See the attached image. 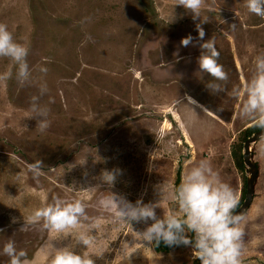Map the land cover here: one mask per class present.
<instances>
[{"label":"rangeland","instance_id":"374dc122","mask_svg":"<svg viewBox=\"0 0 264 264\" xmlns=\"http://www.w3.org/2000/svg\"><path fill=\"white\" fill-rule=\"evenodd\" d=\"M175 3L0 0V23L18 41L27 40L33 77L19 85L13 66L12 78L0 81V248L12 239L26 250L29 264H48L46 244L73 243L70 236L43 228L42 220L20 229L23 218L59 197L84 202L88 216L102 220L92 247L76 248L93 258L98 254L96 264L200 263L190 246L157 252L137 232L145 222H117L98 204L112 191L132 202L153 201L154 185L175 187L200 159L210 160L239 198L246 184L231 151L250 125L238 117L228 93L250 74L252 58L264 52V19L249 13L245 0H204L203 39L215 38L218 63L228 73L225 91L210 94L204 84L212 78L197 71L202 41L180 44L189 34L196 40L199 18L193 21ZM41 65L46 73L38 71ZM9 66V59L0 57V72ZM41 82L48 88L42 96ZM185 93L209 111L186 104ZM34 95L49 109L43 132L30 111ZM258 142L253 154L259 174L243 225L244 264H264V158H258ZM37 160L43 165L33 176L27 165ZM105 169L121 170L112 188L99 183ZM172 207L169 202L165 210ZM156 212L161 216L163 210ZM8 259L0 255V264Z\"/></svg>","mask_w":264,"mask_h":264},{"label":"clouds","instance_id":"9594fccd","mask_svg":"<svg viewBox=\"0 0 264 264\" xmlns=\"http://www.w3.org/2000/svg\"><path fill=\"white\" fill-rule=\"evenodd\" d=\"M186 12L191 13L196 23L197 38L189 34L181 38V46L199 43L200 54L197 57L198 70L208 74L212 80L204 84L210 94L225 91L222 82L228 80V73L222 64L218 63L219 51L215 46V38L204 40L205 31L201 26L208 20L202 16L204 0H176ZM249 13L264 19V0H245ZM176 19L173 15L171 22ZM235 25L233 24L232 27ZM29 46L27 40L20 42L6 24L0 23V57H7L10 66L0 72V81L12 78V67H15V79L19 85L30 83L33 79L27 57ZM40 73L48 71L45 66H38ZM48 91L46 82L39 85L40 96ZM237 102V114L242 121L250 122L254 127L264 130V52L252 58L250 74L242 79L240 84H234L228 93ZM39 96L31 97L30 111L36 118V127L43 132L50 124L49 109L39 103ZM183 100L196 109L208 112L209 109L199 104L191 95L185 93ZM53 102L49 97V103ZM195 106V107H194ZM258 158H264V134L261 135L257 148ZM41 160L27 165L28 170L37 176L40 173ZM120 169L102 170L99 183L113 187ZM95 185H93L94 187ZM157 198L145 203L142 198L135 202L112 191V194L98 201L102 211L108 212L117 222L133 224L143 221L147 224L143 231H137L144 242H161L168 246H190L192 258L200 264H244L245 242L244 227L247 218L244 212H237L239 197L235 190L220 178L219 172L208 159H200L188 168L181 181L175 187L158 183L153 186ZM171 203L172 209L165 210V205ZM87 205L80 200L66 201L54 197L52 202L35 209L24 220L20 229L28 224L43 221L42 227L57 237L70 236L73 243L57 247L53 242L44 246L50 257L48 264H96V258L87 251L78 252L77 246L84 249L92 247L95 236L102 230V220L99 217H89ZM162 209L161 216L156 209ZM152 221L150 224L148 221ZM12 222H15L13 218ZM0 255H6L8 264H29L27 252L18 249L15 241L9 239L0 248Z\"/></svg>","mask_w":264,"mask_h":264},{"label":"water","instance_id":"95a60500","mask_svg":"<svg viewBox=\"0 0 264 264\" xmlns=\"http://www.w3.org/2000/svg\"><path fill=\"white\" fill-rule=\"evenodd\" d=\"M262 134H264V130L259 129L252 135H250L243 143L242 158L244 163V170L246 173V192L243 202L236 209V211L244 212V214L250 208L254 199L259 168L254 161L253 146L255 142L260 140Z\"/></svg>","mask_w":264,"mask_h":264},{"label":"trees","instance_id":"16d2710c","mask_svg":"<svg viewBox=\"0 0 264 264\" xmlns=\"http://www.w3.org/2000/svg\"><path fill=\"white\" fill-rule=\"evenodd\" d=\"M257 130H259V128L254 127L253 125H250L249 127H247L246 129H244L241 132V137L239 138L240 141L237 143L232 144V157L235 161V165L237 168L241 169L242 171L244 170V163H243V159H242V147H243V142L250 136L252 135L254 132H256ZM180 183V178L177 179V183L176 185H178ZM245 192H246V184L244 185V188L242 189V194L241 197L239 199V206L241 205V203L244 200L245 197ZM238 206V207H239ZM154 248L157 252H168L170 251L173 247L175 246H168L165 245L163 242H161L158 246H156L154 243ZM199 260H197L198 262ZM200 262V261H199Z\"/></svg>","mask_w":264,"mask_h":264},{"label":"crops","instance_id":"0c3cea01","mask_svg":"<svg viewBox=\"0 0 264 264\" xmlns=\"http://www.w3.org/2000/svg\"><path fill=\"white\" fill-rule=\"evenodd\" d=\"M247 123H248V124H247L248 126H249V125H251V123H250V122H247ZM239 199H240V198H239Z\"/></svg>","mask_w":264,"mask_h":264}]
</instances>
